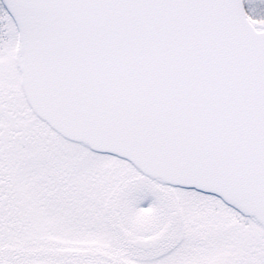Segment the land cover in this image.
Returning a JSON list of instances; mask_svg holds the SVG:
<instances>
[{"label":"snow or ice","instance_id":"1","mask_svg":"<svg viewBox=\"0 0 264 264\" xmlns=\"http://www.w3.org/2000/svg\"><path fill=\"white\" fill-rule=\"evenodd\" d=\"M0 264H264V0H0Z\"/></svg>","mask_w":264,"mask_h":264}]
</instances>
